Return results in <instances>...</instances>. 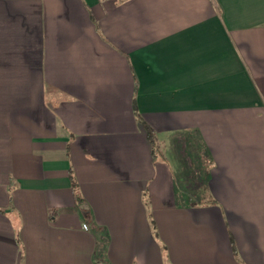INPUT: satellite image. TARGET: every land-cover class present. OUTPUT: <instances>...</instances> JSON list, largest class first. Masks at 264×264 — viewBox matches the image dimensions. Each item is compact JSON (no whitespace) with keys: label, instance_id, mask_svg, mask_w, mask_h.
Listing matches in <instances>:
<instances>
[{"label":"crops","instance_id":"0c3cea01","mask_svg":"<svg viewBox=\"0 0 264 264\" xmlns=\"http://www.w3.org/2000/svg\"><path fill=\"white\" fill-rule=\"evenodd\" d=\"M0 264H264V0H0Z\"/></svg>","mask_w":264,"mask_h":264},{"label":"rangeland","instance_id":"374dc122","mask_svg":"<svg viewBox=\"0 0 264 264\" xmlns=\"http://www.w3.org/2000/svg\"><path fill=\"white\" fill-rule=\"evenodd\" d=\"M155 155H159L158 149H155ZM180 157H186L185 153H177ZM207 161V159H205ZM194 168L191 164V168L189 166H185L184 171L178 177H174V185H175V198L176 200L183 199L184 196H187L192 202L202 201L204 199V195L199 192V183L204 182L205 180V173L202 174L200 170L191 171ZM185 184L184 187L180 188V184ZM75 207L81 209L80 203L75 201ZM82 210V209H81Z\"/></svg>","mask_w":264,"mask_h":264},{"label":"trees","instance_id":"16d2710c","mask_svg":"<svg viewBox=\"0 0 264 264\" xmlns=\"http://www.w3.org/2000/svg\"><path fill=\"white\" fill-rule=\"evenodd\" d=\"M135 114L137 116V118L141 121L142 125L144 126L145 130H146V134H147V137L152 145V149L155 148V139H154V132H153V129L151 127H149L143 120H141L140 118V115L136 112L135 110ZM70 183H71V189L73 191V194H74V197L77 201H80L81 198H80V194H79V191H78V185H77V181L75 180L74 176L72 174H70ZM152 225H153V231L155 233V226H154V223L151 222Z\"/></svg>","mask_w":264,"mask_h":264},{"label":"built area","instance_id":"2783aa9c","mask_svg":"<svg viewBox=\"0 0 264 264\" xmlns=\"http://www.w3.org/2000/svg\"><path fill=\"white\" fill-rule=\"evenodd\" d=\"M82 227H83L84 229H87V226H86V224H83V225H82Z\"/></svg>","mask_w":264,"mask_h":264}]
</instances>
